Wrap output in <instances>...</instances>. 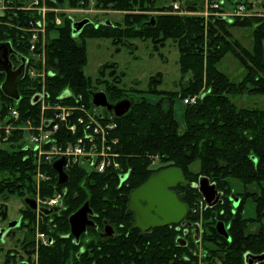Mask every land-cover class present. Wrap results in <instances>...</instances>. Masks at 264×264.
<instances>
[{
	"label": "trees",
	"instance_id": "trees-1",
	"mask_svg": "<svg viewBox=\"0 0 264 264\" xmlns=\"http://www.w3.org/2000/svg\"><path fill=\"white\" fill-rule=\"evenodd\" d=\"M8 1L14 9L0 15V43H10L29 62L35 61L29 55L31 34L28 31L38 13L20 9L25 0ZM84 1L48 0V6L88 8L87 4L82 5ZM178 1L180 10L192 15L175 14L179 11L172 5L162 4V0H95L96 9L122 12L124 17L120 22L90 24L78 36L72 32L73 18L65 13H48L46 64L50 74L45 83L48 101H56L68 93L73 97L65 98L63 104H72L75 97L82 96L87 106L95 110L91 95L98 92L95 84L104 85L103 91L113 104L131 99L129 91L120 86L123 74L118 73L117 64L104 65L100 70L102 75L95 82L85 74L88 39L111 40L116 52L122 48L136 51L132 41L150 42L154 53H159L172 41L179 51L182 81L179 91L160 90L163 84L160 73L150 78L146 91H136L159 97L157 103L132 97L131 108L122 117H112L105 109L98 114L103 123L116 125L110 130L109 142L117 140L113 151L119 154L121 171L129 175L125 182H122L124 175L91 173L76 167L68 171V184L58 186L56 171L52 166L47 169L52 180L42 185L41 195L53 197L56 191H62L64 200L61 211L53 216L57 228L42 226L41 232L54 236L57 245L55 249L41 250L40 264H92L88 251L77 256L82 246L87 250L88 243L74 245L69 218L88 202L97 217L120 227L125 222L122 217L125 210L119 206L122 196L169 167L183 170L190 183L183 193L191 208V221L202 223V252L201 256L195 255L200 244L193 239L189 250H182L176 234L173 262L159 254L157 264H245L246 254H264V110L239 108L232 100L234 96L245 94L264 97V18L228 20L210 16L206 19L194 15L204 10V0ZM217 1L210 0L211 3ZM57 16L62 19L61 25L56 24ZM232 28L253 30L251 50L233 37ZM228 55L245 71L239 82L232 81L219 69ZM13 64L19 66L21 61L14 56ZM4 81L5 74L0 73V122L9 115L10 108L15 107L22 121L31 119L38 124L41 104H34L33 99L42 92L40 80L25 76L18 87L19 102L5 96ZM202 90L205 92L195 104L183 107L181 122L176 116L178 102L183 105L186 98L198 96ZM22 139L24 135L18 130L2 138L0 198L6 202L13 196L23 198L36 194V164L21 143ZM155 159H158L156 164ZM197 162L199 168L193 171L192 165ZM201 177L209 178L225 195L223 204L208 208L202 217L192 212L195 204L202 200L192 184L198 183ZM234 181L241 184V191L235 189ZM232 196L241 202L238 207L234 206ZM249 201L254 207L252 215L247 214ZM1 208L4 209L1 215L6 217L5 205ZM26 213L32 215L34 226L35 212L27 209ZM219 223L227 227L230 240L218 233ZM67 235L70 239L64 238ZM152 260L150 256L149 264H155Z\"/></svg>",
	"mask_w": 264,
	"mask_h": 264
},
{
	"label": "built area",
	"instance_id": "built-area-1",
	"mask_svg": "<svg viewBox=\"0 0 264 264\" xmlns=\"http://www.w3.org/2000/svg\"><path fill=\"white\" fill-rule=\"evenodd\" d=\"M23 4L20 9L38 13V17L30 22L31 27L28 31L31 34L29 51L31 59L35 61L29 62L28 59L29 67L27 65L26 75L31 79L40 80L42 84V92L38 94L41 96L40 119L38 124H34L31 119L22 121L19 110L11 107L7 119L0 122V137L3 134L11 135L13 131L18 130L23 133L24 140L29 142L24 146L36 164L35 181L38 180L36 202L37 213L40 214L41 208L63 207V197L58 193L59 191H56L53 197L41 195V186L52 180L47 169L50 166L53 167V164L62 158H65L64 171L67 174L68 171L78 167L91 173L124 175L126 178L122 182H125L129 175L121 171L119 154L113 151V145L117 144V140L109 142L110 130H113L116 125L104 124L98 114H94L87 108L82 96L75 97L72 104L62 103L65 98L73 97L68 93L56 101L46 99L45 83L50 74L46 68L47 15L48 13H64L65 9L49 7L48 0H27V3ZM86 4L89 5V9L94 8L95 0L82 2V5ZM206 4L203 11L194 15L206 19L210 16L264 17V7L260 9L263 12L257 11V5L251 2H236L234 5L228 4L226 8H224L225 1L206 2ZM12 9L14 7L11 6L10 1L0 0V15L4 16L6 11ZM174 10L179 11L175 14L192 15L186 11L181 12L178 5H174ZM56 23L60 25L62 21L58 19ZM34 65H38L40 69L37 70ZM198 99L199 96L189 97L183 101V104L193 105ZM198 206L202 209L204 202L200 201ZM37 237L42 240L47 239L43 232H38Z\"/></svg>",
	"mask_w": 264,
	"mask_h": 264
},
{
	"label": "flooded vegetation",
	"instance_id": "flooded-vegetation-1",
	"mask_svg": "<svg viewBox=\"0 0 264 264\" xmlns=\"http://www.w3.org/2000/svg\"><path fill=\"white\" fill-rule=\"evenodd\" d=\"M103 22L109 23V20ZM93 24L98 26V23L93 22ZM14 56L15 55L11 57L12 63ZM19 66L14 65L15 69ZM188 187L189 186L183 187L182 185H179L174 189L177 195L183 196L184 203L187 202L186 194L183 193V189H187ZM131 192L124 194L121 198V204H119L120 208L125 210V214L122 216L125 222H123L120 227H115L109 224L106 220H101L92 211L88 216L90 224L87 225L86 232L81 235L80 239L77 241L71 233V236L74 237L73 243L75 246H81L80 243L83 241H87L88 243L87 250L85 246H82L83 248L81 252L77 253L78 257L88 251L89 256L92 258V264H149L148 260L150 259V256L151 259L153 258L152 261L155 262L156 256L161 254L164 260L167 259L172 263L173 258H175L174 240L176 234L178 235L177 243L185 252L186 250L188 251L191 246V239L196 243H201L203 234L202 226H200V224H193L191 221V208L189 215L182 223L153 228L151 227L152 222L146 217L145 209L142 212L141 207L137 206L135 208L138 212L129 210ZM220 192L223 196L219 204H223L225 195L222 191ZM233 197L234 196H232V198ZM232 200L234 201L235 207H238L241 204L236 198L235 200ZM142 205V208H146V203ZM27 209L31 208L26 204L25 207L20 210L19 219L10 220L8 214L6 217L1 215L2 211L0 204V221L7 223L5 226H0V231L5 230V233L0 237V240L4 241L5 238L8 240L7 243H0V254L4 256L2 264H40L41 250L55 249L57 245V239L54 238V236L45 235V237H47L45 240L38 239L37 237V234L38 232H41L43 225L57 228V225L53 224V216L55 214L46 216L42 213H37V210H33L35 212V223L33 226L32 215H26ZM207 209L208 208L204 202V207L202 208L203 212ZM192 212L196 213L194 209ZM136 216L141 217V221L138 224L140 227L134 226L136 223ZM45 217L49 218L45 219ZM11 225L13 227H10ZM71 236L67 235L64 236V238L70 239ZM197 251H200V253L202 252L201 244ZM98 254L100 256H98ZM97 257L101 258L103 261H96ZM155 264H157V262H155ZM259 264H264V262Z\"/></svg>",
	"mask_w": 264,
	"mask_h": 264
},
{
	"label": "rangeland",
	"instance_id": "rangeland-1",
	"mask_svg": "<svg viewBox=\"0 0 264 264\" xmlns=\"http://www.w3.org/2000/svg\"><path fill=\"white\" fill-rule=\"evenodd\" d=\"M219 1L220 2L225 1V2H228V4H233V5L236 4L237 2L235 1V3H232L233 2L232 0L230 1L229 0H219ZM246 1L250 2L249 0H246ZM25 2L27 3V0H25ZM206 2L209 3L210 0H204V7H206L207 5ZM161 3L165 5H172L173 7L174 5H178L180 7V2L178 0H162ZM254 3L261 4V5H257V8H258L257 11L263 12L260 9L264 7L263 6L264 0H260ZM62 9H65V11L63 12L69 18L71 19L73 18L75 21H81L83 19L88 18L95 23H101L106 20H109L115 23V22L122 21V18L124 17V13L122 12H117V11H112V10H98L96 9V7L89 9V5H88V8L63 7ZM55 14H60V13H55ZM220 17L227 18L228 20L235 19V18H230L228 16H220ZM259 18H264V17H259ZM58 19L62 21L61 17L59 16L56 17V21ZM239 19H247V18L240 17ZM231 32L233 34V37L236 40H238L244 47L250 50L253 48V30L251 28H248V29L232 28ZM86 42H87V51H88V63L84 71H85V74L88 77H90L94 82L99 78V75L101 74L100 70L103 68L104 65H106L107 63H115L117 64L118 73L123 74L121 78L122 80H121L120 86H122V88H125L126 91H129L127 92V94L129 95V97H131V99L132 97H134L137 100L145 98L151 103H157L160 100L159 97L139 94L136 91H140V90L146 91L148 89L150 78L160 73L163 75V84L159 87L160 90H167V91L181 90L180 82L182 81V74H181L180 65H179L180 55H179L178 48L176 47V44L174 42L169 41L166 47L161 49L159 53L153 52L152 44L150 42L132 41L134 44V48H137L136 51L134 50L133 52H131L132 49L130 50L127 48H122L119 52H116L117 50L112 45L111 40H103V39L90 40L88 39ZM219 69L225 74H227L231 78V80L234 82L241 81L245 75V71L243 70V68L240 66L238 61L232 55H228L219 64ZM95 87H98L97 91L104 90V85L95 84ZM204 92L205 90H202V92L199 93L198 96L200 97ZM45 93H46L45 94L46 99L48 100L49 96L46 92V88H45ZM131 99H127V100L131 101ZM232 100L239 108H249V109L258 108V109L264 110V97H261V96H252L248 94L237 95V96L232 97ZM184 106H188V105H184V104L180 105L178 102V110H177L176 116L181 122L183 121L182 119L183 111L182 110ZM87 108L91 110L94 114H100L106 110V109L105 110L104 109L92 110L88 106ZM104 124H110V123H104ZM182 125L184 127V123ZM5 135L6 134H3V136L0 137V146L3 145L2 138ZM21 143L25 145L26 143H29V142L22 139ZM157 160L158 159H155L153 163L156 164L158 162ZM198 168H199L198 162L192 165L193 171H197ZM35 183L38 184V180H36ZM232 184L235 186L236 190H239V191L242 190L241 184H239L238 182L234 181L232 182ZM41 190H42V186H41ZM58 193L62 195L63 197L62 203H63L64 193L62 191H59ZM37 197H38L37 193L32 197L21 198L18 196H13L8 200V202L0 199V204L5 205L8 211L7 214L9 216V219L15 220V219H19L20 210H22L25 207L26 199L30 198L36 202ZM232 199L235 200V197H233ZM200 201H203V199ZM199 202L195 204V207L193 209L196 212V214H199L202 217L203 210L201 209L200 206H198ZM36 205H37V202H36ZM43 209H51V208H43ZM3 210L4 209L1 208V211ZM253 211H254L253 204L251 201H249L247 203V214L252 215ZM6 224L7 223H3L0 221V226H5ZM199 224L200 226H202L201 222ZM7 241H8L7 238H5L4 241L0 240V243H7ZM196 252L197 253L195 254H198V255L201 254L200 251H196ZM3 261H4V256L0 254V264H2Z\"/></svg>",
	"mask_w": 264,
	"mask_h": 264
},
{
	"label": "water",
	"instance_id": "water-1",
	"mask_svg": "<svg viewBox=\"0 0 264 264\" xmlns=\"http://www.w3.org/2000/svg\"><path fill=\"white\" fill-rule=\"evenodd\" d=\"M110 23V21H109ZM108 23V24H109ZM93 22L86 18L81 21H75L72 24V32L74 36L80 35L84 28ZM154 24V19H153ZM15 55L21 65L15 69L11 57ZM28 59L20 55L14 50L10 43H0V73L5 74V81L2 84V91L8 98L19 102L21 95L19 93V83L25 78ZM92 104L95 109H106L112 117H122L131 108L130 100H123L116 104H111L104 91L92 92ZM41 96L37 95L33 99V103L37 104ZM65 158L56 161L53 164V169L58 174V186H64L69 182V176L64 171ZM126 177L124 176L122 180ZM179 185L187 187L190 185L187 182L183 170L171 167L154 173L141 187L133 190L130 194L129 210L138 212L135 207H141V211L145 209L146 217L152 222L151 227H162L169 224H180L190 213V206L183 202V196L177 195L174 189ZM192 187L197 189L202 196L207 208H214L221 202L223 194L217 189L216 184L210 182L209 178L201 177L199 182L192 184ZM146 203V208H142ZM26 204L32 209L37 210L36 202L33 199L27 198ZM142 205V206H141ZM61 208L40 209V212L46 216L58 213ZM92 213L89 203H85L76 213L70 217L71 233L77 239L86 232L89 214ZM141 217L136 216L138 226ZM17 224V223H16ZM10 227H13L12 225ZM150 227V226H149ZM218 233L230 240V236L225 224L217 225ZM5 230L0 231V237L3 236ZM246 264H259L264 262L263 255H254L251 253L245 256Z\"/></svg>",
	"mask_w": 264,
	"mask_h": 264
},
{
	"label": "crops",
	"instance_id": "crops-1",
	"mask_svg": "<svg viewBox=\"0 0 264 264\" xmlns=\"http://www.w3.org/2000/svg\"><path fill=\"white\" fill-rule=\"evenodd\" d=\"M250 2H258V1H260V0H249ZM256 5H261V4H256Z\"/></svg>",
	"mask_w": 264,
	"mask_h": 264
},
{
	"label": "bare ground",
	"instance_id": "bare-ground-1",
	"mask_svg": "<svg viewBox=\"0 0 264 264\" xmlns=\"http://www.w3.org/2000/svg\"><path fill=\"white\" fill-rule=\"evenodd\" d=\"M227 6H228V2H225L224 8H226ZM29 55H30V53H29Z\"/></svg>",
	"mask_w": 264,
	"mask_h": 264
}]
</instances>
